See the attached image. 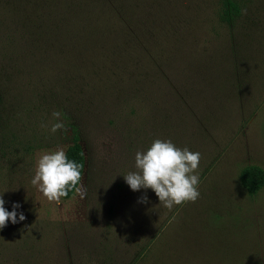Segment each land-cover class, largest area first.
<instances>
[{"label": "rangeland", "instance_id": "obj_1", "mask_svg": "<svg viewBox=\"0 0 264 264\" xmlns=\"http://www.w3.org/2000/svg\"><path fill=\"white\" fill-rule=\"evenodd\" d=\"M41 1L9 18L0 0V195L19 205L0 264H264V187L240 177L264 169V31L236 56L219 0H132L130 29L88 38L80 18H36ZM53 111L67 132L50 131ZM74 132L86 197L49 202L31 183L38 155ZM157 138L201 154L194 203L168 210L126 183Z\"/></svg>", "mask_w": 264, "mask_h": 264}, {"label": "clouds", "instance_id": "obj_2", "mask_svg": "<svg viewBox=\"0 0 264 264\" xmlns=\"http://www.w3.org/2000/svg\"><path fill=\"white\" fill-rule=\"evenodd\" d=\"M246 11V10H244ZM62 113L53 111L52 117L57 121L51 125L50 131L67 132V127L60 120ZM201 159L199 152L180 148L171 140L155 139L146 151H138L135 155L136 171L124 176L126 183L133 191L151 189L158 197L159 204L168 210L176 205L195 202L198 190V168ZM82 165L68 158L64 148L47 151L38 155L37 166L32 185L36 186L49 202L59 203L70 190H74L81 199L86 197V189L82 184ZM147 196L141 202H147ZM5 201L0 195V229L7 226L9 220L18 222L16 208L8 211ZM25 216L19 214V221Z\"/></svg>", "mask_w": 264, "mask_h": 264}, {"label": "trees", "instance_id": "obj_3", "mask_svg": "<svg viewBox=\"0 0 264 264\" xmlns=\"http://www.w3.org/2000/svg\"><path fill=\"white\" fill-rule=\"evenodd\" d=\"M24 1L26 0H9L12 6L10 12H7L9 18L29 17L23 8ZM29 1L31 2V0ZM63 1L42 0L40 5L44 6L36 18H43L41 14H46L44 18H48L54 13L56 15L63 14V18H80V34L88 38L92 37L91 34L98 32L100 36H104L103 33L106 34L108 29L106 25L110 23L119 25L118 28L122 31L130 29L126 20L131 15L132 0H80V14L77 13L76 0L67 5ZM135 4L136 2H134ZM47 5L48 8H46ZM13 11L15 12L13 13ZM218 15L220 20L230 28L236 26V56L243 54L248 48L247 46L253 44V47L254 43L260 39L261 32L264 31V0H219ZM87 18L90 19L86 20ZM238 74L236 61V78H238ZM66 154L69 159L82 165L83 176L86 156L78 133L74 132L72 143L67 148ZM240 177L242 185L252 193L264 187V169L260 166L250 165L243 168ZM75 193L74 190H70L68 195L62 199H69Z\"/></svg>", "mask_w": 264, "mask_h": 264}]
</instances>
